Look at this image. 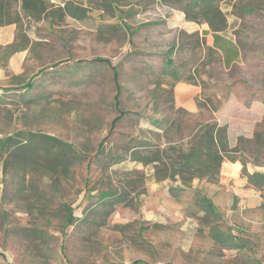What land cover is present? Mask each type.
<instances>
[{
    "label": "rangeland",
    "instance_id": "rangeland-1",
    "mask_svg": "<svg viewBox=\"0 0 264 264\" xmlns=\"http://www.w3.org/2000/svg\"><path fill=\"white\" fill-rule=\"evenodd\" d=\"M33 1L25 13L0 0V138L53 136L78 154L64 170L25 172L1 155L0 264H264V185L246 175L264 173V0ZM96 57L117 70L118 105ZM177 78L201 85L205 105L177 107ZM206 125L225 127L219 167L175 172ZM137 149L161 161L134 160ZM108 189L123 199L109 213ZM198 193L243 246L208 237Z\"/></svg>",
    "mask_w": 264,
    "mask_h": 264
},
{
    "label": "trees",
    "instance_id": "trees-1",
    "mask_svg": "<svg viewBox=\"0 0 264 264\" xmlns=\"http://www.w3.org/2000/svg\"><path fill=\"white\" fill-rule=\"evenodd\" d=\"M197 1V0H194ZM33 0H22V8L25 13L29 12L31 8L34 7ZM70 9L69 6L66 7V10ZM75 11V10H73ZM79 11L71 12V15H78ZM172 52V48H169L168 54ZM91 62H102L107 65H111L107 59L104 58H93ZM167 64L172 65L171 57H167ZM111 70L113 72V82L115 87V95H114V104L118 105L119 96H120V85L118 83V73L114 66L111 65ZM43 69H40L38 73H41ZM31 77L27 83L23 85L22 88L28 89L32 86ZM177 81L179 78L176 79ZM205 105V102H200L199 98H197V106ZM119 114L117 117L113 118L111 121V126L105 137L108 138L116 122L122 118L125 114L123 111H118ZM25 134L27 137L25 138ZM35 136L32 133H25L24 131H17L13 134L4 136L0 138V157L4 155V165L9 164L10 162L14 163V167L17 171H23L29 169L32 170L35 167H43L47 170H53L56 167H60L62 170L66 169L69 164V159L73 157H77L78 153H75L73 147L61 141L53 136L48 135H40L36 142L32 143L29 140ZM102 140V141H103ZM102 141L98 144V151L102 152ZM41 143L44 144L41 146ZM227 145L226 136H225V127H217L215 125H206L202 130L198 142L196 150L193 153L184 154L181 158L182 162L178 163L175 161H171L172 165L179 166L174 170L175 172L180 173H192L191 170L193 167H198L196 169L202 170L204 172L215 171L222 162V159L225 157L226 152L225 147ZM116 158V157H115ZM41 159L42 161H46L43 163L42 161H38ZM133 159L141 161L143 163L161 161L160 155L157 152H151L150 150H146L145 153H141L140 151H133ZM54 162V163H53ZM43 163V164H42ZM197 163V164H196ZM195 164V165H194ZM188 170V171H186ZM248 180L254 185L261 186L264 185V173L261 172H253L251 174H246ZM53 189L56 190V182L53 184ZM174 191L173 196L178 195V191L182 190L180 186L171 188ZM98 199L101 202V207L106 209V212L109 213L112 211L115 205L120 204L123 199L117 194L115 190H101L98 192ZM197 204L200 210L203 212V221L208 226V237L216 244L224 247V248H238L243 246L241 241L232 234L229 230L221 229L216 220L220 219L221 212L217 209V207L212 203L210 198H208L204 194L198 193L196 195ZM264 206V203H263ZM66 224L71 223L74 220V215L72 209L64 204ZM64 229V227H63ZM130 264H152L139 259L133 260ZM158 264H174L172 262H161Z\"/></svg>",
    "mask_w": 264,
    "mask_h": 264
},
{
    "label": "crops",
    "instance_id": "crops-1",
    "mask_svg": "<svg viewBox=\"0 0 264 264\" xmlns=\"http://www.w3.org/2000/svg\"><path fill=\"white\" fill-rule=\"evenodd\" d=\"M202 91L201 85L189 81H177L173 85V101L177 107L195 111L197 97Z\"/></svg>",
    "mask_w": 264,
    "mask_h": 264
},
{
    "label": "bare ground",
    "instance_id": "bare-ground-1",
    "mask_svg": "<svg viewBox=\"0 0 264 264\" xmlns=\"http://www.w3.org/2000/svg\"><path fill=\"white\" fill-rule=\"evenodd\" d=\"M236 166H237L236 164L233 165L234 168H235Z\"/></svg>",
    "mask_w": 264,
    "mask_h": 264
}]
</instances>
